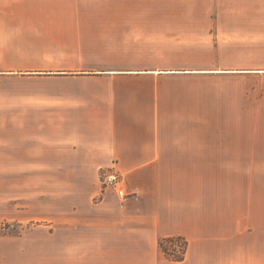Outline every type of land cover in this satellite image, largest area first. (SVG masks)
Masks as SVG:
<instances>
[{
  "label": "crops",
  "instance_id": "obj_1",
  "mask_svg": "<svg viewBox=\"0 0 264 264\" xmlns=\"http://www.w3.org/2000/svg\"><path fill=\"white\" fill-rule=\"evenodd\" d=\"M153 1L0 0V192L41 221L16 237L25 264H264V195L217 196L210 215L208 190L209 172L264 171V153L192 83L264 73V0ZM242 44L249 64L224 65ZM109 166L135 193L122 203L100 192Z\"/></svg>",
  "mask_w": 264,
  "mask_h": 264
},
{
  "label": "rangeland",
  "instance_id": "obj_2",
  "mask_svg": "<svg viewBox=\"0 0 264 264\" xmlns=\"http://www.w3.org/2000/svg\"><path fill=\"white\" fill-rule=\"evenodd\" d=\"M124 1L127 3L154 2L153 0ZM161 1L163 3L167 0ZM81 2L104 5L106 3H123V0H81ZM210 18L215 20L216 13H210ZM242 45L243 46L239 47V49L238 47L229 46L225 50L224 55L226 61L224 62V65H230L233 63L239 65L249 64L248 45ZM219 65H222V62L218 63V67L212 68L222 69ZM234 70H241V72H208L207 76L194 79L192 80V83L199 86L201 85L205 90L207 89L210 106L213 103H216L217 111H223L224 117H222L225 119V122H230V125L226 124L228 126H226L225 130H232V117L236 116L237 112L239 113L238 130L242 133V138L248 137V134H252V137L257 138V153L262 154L264 153V73L248 71V67L246 66L236 67ZM215 109L216 108H214V110ZM211 110L213 109L210 108V111ZM234 130L237 129L235 128ZM208 179L210 215L211 213L215 214L216 212V205L218 204L217 196H226L225 201L227 202V196H231L233 193L237 192L236 194L241 197L240 203L242 209H247V197L249 194H253V196L258 197V199L260 195H264V171L237 173L209 172ZM250 179L251 181L253 180L252 188L248 187ZM239 180L241 183L240 188L236 186ZM255 184L256 187H254ZM98 198L100 199L101 196ZM8 199L9 195L7 190L0 192V257L9 255L11 253L10 251H12L13 256L17 257V264H25L24 255L16 252L17 247L22 244L20 240H16V237H22L21 235L27 233L29 230L41 228V226L38 225L41 221L18 219V216L21 214L20 207L18 206L14 208V206L9 205ZM34 234L39 237L38 232H35ZM175 244H177V247H174ZM165 245L172 256L183 257L185 252L184 248L186 247V240H184V238L181 237L180 240L176 238L171 241H166Z\"/></svg>",
  "mask_w": 264,
  "mask_h": 264
},
{
  "label": "built area",
  "instance_id": "obj_3",
  "mask_svg": "<svg viewBox=\"0 0 264 264\" xmlns=\"http://www.w3.org/2000/svg\"><path fill=\"white\" fill-rule=\"evenodd\" d=\"M98 178L100 183V192H104L106 190L112 191L121 203L135 194L127 190L123 174L113 166L101 168L98 173ZM100 196L101 195L98 197ZM174 247H177V244H175Z\"/></svg>",
  "mask_w": 264,
  "mask_h": 264
},
{
  "label": "trees",
  "instance_id": "obj_4",
  "mask_svg": "<svg viewBox=\"0 0 264 264\" xmlns=\"http://www.w3.org/2000/svg\"><path fill=\"white\" fill-rule=\"evenodd\" d=\"M176 238L179 239V240L181 239V237H179V236L166 237V238H163V239L160 240L159 245H160L161 249L163 250V252H164L169 258L179 260V259L182 258V256H176V257L172 256V255L170 254V252H168V249H167V247H166V245H165V242H166V241H171V240L176 239ZM184 249H185V248H184Z\"/></svg>",
  "mask_w": 264,
  "mask_h": 264
}]
</instances>
